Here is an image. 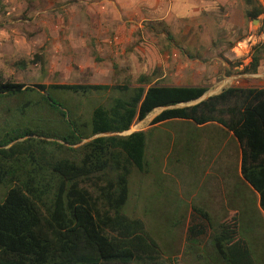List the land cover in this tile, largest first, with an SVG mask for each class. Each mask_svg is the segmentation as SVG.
I'll return each mask as SVG.
<instances>
[{"label": "trees", "instance_id": "1", "mask_svg": "<svg viewBox=\"0 0 264 264\" xmlns=\"http://www.w3.org/2000/svg\"><path fill=\"white\" fill-rule=\"evenodd\" d=\"M246 3L248 17L264 13L259 0ZM262 61L255 55L247 71L258 73ZM140 83L27 85L0 78V264L160 263L162 248L146 222L125 212L133 170L148 168L152 130L122 135L160 108L154 127L187 121L233 134L242 179L259 195L256 219L264 214V88L230 87L199 101L207 86L152 84L146 77ZM116 91L122 94L108 105L81 107L83 98ZM193 213L203 223L189 226V244L212 229L210 264H261L238 214L215 226L204 208L194 204Z\"/></svg>", "mask_w": 264, "mask_h": 264}, {"label": "rangeland", "instance_id": "2", "mask_svg": "<svg viewBox=\"0 0 264 264\" xmlns=\"http://www.w3.org/2000/svg\"><path fill=\"white\" fill-rule=\"evenodd\" d=\"M259 1L264 6V0ZM23 3L0 0V78L4 80L138 87L143 76L163 85L174 84L177 77L187 78L184 84L207 86L204 99L230 87L264 88V50H259L264 44V13L257 19L242 15L239 20L222 7L218 13L183 21L178 35L161 22H145V31L114 34L111 41L99 43L87 20L68 17L72 4L61 6L55 1L54 7L37 14ZM165 30L170 35L160 34ZM255 55L263 61L253 74L247 67ZM21 61L27 62L26 69L15 66ZM121 94H94L83 98L81 107L91 111ZM161 112L154 111L122 134L152 130L148 168L133 170L125 212L144 220L160 244L163 256L158 264H210L206 251L212 229L198 243L189 244V226L203 223L193 213L194 204L211 214L215 226L238 214L242 235L264 264V214L256 219L258 210L252 205V220L260 229L251 228L243 204L232 201L236 192H250L240 178L241 149L236 139L217 124L173 121L156 128L151 118Z\"/></svg>", "mask_w": 264, "mask_h": 264}, {"label": "crops", "instance_id": "3", "mask_svg": "<svg viewBox=\"0 0 264 264\" xmlns=\"http://www.w3.org/2000/svg\"><path fill=\"white\" fill-rule=\"evenodd\" d=\"M14 0H6L7 3ZM26 6V10L40 14L54 7L55 1L61 6L72 4L68 17L72 19H85L87 27L93 30V37L100 43H107L112 40V36L119 33L131 34L139 30L145 31V22H161L171 34L178 35L181 32L183 21L199 18L204 13H218L221 8L228 11L229 16L238 18L247 16L250 7L247 6L246 0H21ZM84 4V5H82ZM251 10V9H250ZM237 16V17H236ZM245 19V18H244ZM92 24H95L93 26ZM90 25V26H89ZM158 31V30H157ZM156 31V32H157ZM165 30L164 35H170ZM159 34V32H158ZM177 54H174L176 57ZM146 77V76H143ZM142 78V77H141ZM158 81V80H157ZM185 80L173 79L171 85L167 86H199L181 83ZM100 84V83H93ZM209 92V91H208ZM206 96V95H205ZM203 97V99L205 98ZM163 111V108H160ZM158 110V109H156ZM155 110V111H156ZM151 115V114H150ZM149 115V116H150ZM148 116V117H149ZM157 116V115H156ZM154 116L152 119H154ZM147 117V118H148ZM146 118V119H147ZM145 119V120H146ZM153 121V120H152ZM187 122V121H185ZM168 122L155 125L159 127ZM219 126V125H218ZM232 134V133H230ZM233 135V134H232ZM234 137V136H233ZM240 178L242 175L239 169ZM243 181V179L241 180ZM246 185L247 183L244 182ZM250 192H236L234 202L243 204L245 214L249 215L248 225L252 226V211L259 207V195L253 193V189L247 185ZM246 195V198L242 197ZM252 194L255 197H252ZM252 199L254 203L252 204ZM253 208V209H252Z\"/></svg>", "mask_w": 264, "mask_h": 264}, {"label": "water", "instance_id": "4", "mask_svg": "<svg viewBox=\"0 0 264 264\" xmlns=\"http://www.w3.org/2000/svg\"><path fill=\"white\" fill-rule=\"evenodd\" d=\"M256 22H258V21H257V20H255V23H256ZM202 100H203V98H202V99H200L199 101H202ZM130 135H131V134H130Z\"/></svg>", "mask_w": 264, "mask_h": 264}, {"label": "bare ground", "instance_id": "5", "mask_svg": "<svg viewBox=\"0 0 264 264\" xmlns=\"http://www.w3.org/2000/svg\"><path fill=\"white\" fill-rule=\"evenodd\" d=\"M256 23H258V22H256Z\"/></svg>", "mask_w": 264, "mask_h": 264}]
</instances>
